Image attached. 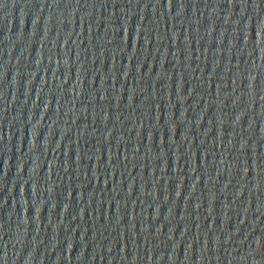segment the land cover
<instances>
[{
    "label": "water",
    "instance_id": "1",
    "mask_svg": "<svg viewBox=\"0 0 264 264\" xmlns=\"http://www.w3.org/2000/svg\"><path fill=\"white\" fill-rule=\"evenodd\" d=\"M0 264H264V0H0Z\"/></svg>",
    "mask_w": 264,
    "mask_h": 264
}]
</instances>
